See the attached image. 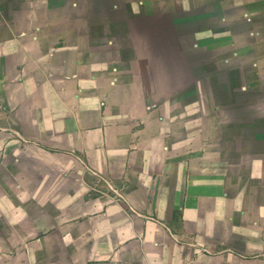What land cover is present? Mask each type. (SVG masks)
<instances>
[{
    "label": "crops",
    "instance_id": "1",
    "mask_svg": "<svg viewBox=\"0 0 264 264\" xmlns=\"http://www.w3.org/2000/svg\"><path fill=\"white\" fill-rule=\"evenodd\" d=\"M0 264H264V0H0Z\"/></svg>",
    "mask_w": 264,
    "mask_h": 264
}]
</instances>
